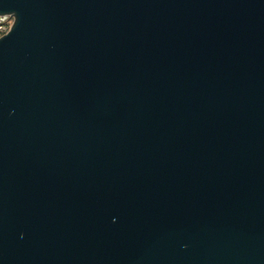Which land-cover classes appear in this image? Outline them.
Wrapping results in <instances>:
<instances>
[{"label":"water","instance_id":"95a60500","mask_svg":"<svg viewBox=\"0 0 264 264\" xmlns=\"http://www.w3.org/2000/svg\"><path fill=\"white\" fill-rule=\"evenodd\" d=\"M0 264H264V0H0Z\"/></svg>","mask_w":264,"mask_h":264},{"label":"built area","instance_id":"2783aa9c","mask_svg":"<svg viewBox=\"0 0 264 264\" xmlns=\"http://www.w3.org/2000/svg\"><path fill=\"white\" fill-rule=\"evenodd\" d=\"M13 23V17L9 14L0 15V37L9 31Z\"/></svg>","mask_w":264,"mask_h":264}]
</instances>
